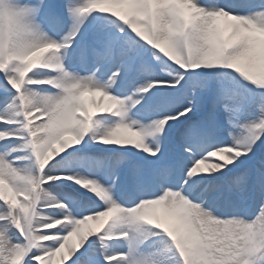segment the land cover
Segmentation results:
<instances>
[{
	"label": "snow or ice",
	"instance_id": "1",
	"mask_svg": "<svg viewBox=\"0 0 264 264\" xmlns=\"http://www.w3.org/2000/svg\"><path fill=\"white\" fill-rule=\"evenodd\" d=\"M0 264H264V0H0Z\"/></svg>",
	"mask_w": 264,
	"mask_h": 264
}]
</instances>
